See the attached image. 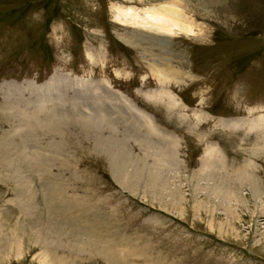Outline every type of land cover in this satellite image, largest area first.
Wrapping results in <instances>:
<instances>
[{
    "label": "rangeland",
    "instance_id": "1",
    "mask_svg": "<svg viewBox=\"0 0 264 264\" xmlns=\"http://www.w3.org/2000/svg\"><path fill=\"white\" fill-rule=\"evenodd\" d=\"M171 2L191 32L116 18ZM170 90L186 107L160 99ZM15 133L37 168L7 145ZM160 150L179 206L143 189ZM209 172L249 202L232 226L194 195ZM256 188L264 198V0H0V264H264Z\"/></svg>",
    "mask_w": 264,
    "mask_h": 264
},
{
    "label": "bare ground",
    "instance_id": "2",
    "mask_svg": "<svg viewBox=\"0 0 264 264\" xmlns=\"http://www.w3.org/2000/svg\"><path fill=\"white\" fill-rule=\"evenodd\" d=\"M116 15H117L116 18L120 22H123L124 24H130V25L135 26V27H142V28H148V29L150 28L152 30H156L158 33L159 32L164 33V34L170 33V35H171L172 33L173 34L175 32L177 33V31L184 32V33L191 32V28H190L191 26L189 27L188 25H186L182 21L181 13H180L179 9L176 8V4L174 2L165 4V5H161L158 8L157 7L156 8H146L145 10H143V14L138 13L136 10H134L131 7L126 8V9L119 8L116 11ZM162 68H165V67H162ZM156 69H157V67H156ZM159 69H157L159 74H157V72L155 71L156 75L159 76V78H158L159 80H160V77H162L163 79H167L168 76H170V75H167L166 73L162 72L161 69L160 70ZM165 71L168 72V70H165ZM173 77H174V75H173ZM83 82H84V84L85 83L87 84L86 81H83ZM83 82H82V84H83ZM159 96H160V99H167L166 101H167V104L169 107H176V106L178 108L184 107V105L173 94L169 95L167 92L161 91V92H159ZM228 120L226 119L222 122L224 123L227 121L229 124H234L236 122V120H234V119L231 120L230 118H228ZM16 140L18 141V144H16V145H19L22 147L20 149V151L18 152V154L20 155V159H21L22 163H24L25 166H28V169L29 168L32 169L33 167L37 168L36 159H35V156L33 154L34 151L30 149L31 147H29L28 140L26 138L25 139L19 138V136L16 133L12 134L7 145L8 146L11 145V147H13V144L15 143ZM25 143L28 145L23 147L22 145H25ZM5 147H7V146H5ZM26 149H28V150H26ZM169 156L170 155L167 154L166 150L165 151L160 150V154H157L156 161L157 162L161 161L162 163L164 162V164L156 166V168L152 172V173H154L155 177L153 179L149 180L148 183L143 184L144 185L143 189L145 190L144 187H146L148 190V194H150L152 197H160L159 203H163L165 205L167 204L169 206H176V205L179 206L180 201H182V196L180 195L181 194L180 186L175 187L173 192L166 191L165 189L168 190L171 187L166 188V187H168L165 184V177L166 176L164 177V175L161 173V170H160V168H162V166H164V167L168 166V164L170 163ZM113 157H112V159H113ZM115 158H117V161L118 160H124V157L122 155H118V154ZM113 163L115 165V170H118L120 176H122V177L126 176V178L130 179V181L134 180V178H135L134 172L135 171L133 173L124 174L123 170H119L120 168L116 165V163L114 161H113ZM31 165H33V166H31ZM33 173L36 174V170H34ZM135 173L138 174L139 172H135ZM213 176L214 175L209 172L208 174L203 175L202 177H198L197 178V184H195L193 186L194 195L203 191L204 194H206L209 198L213 199L215 201V205L219 206L222 209V211L224 212L223 214L227 215V217H228V215L230 216V218L226 217V226H232L231 223L236 219V218L234 219V215L237 212L236 210L239 209V206L237 204L240 203L243 208L247 207V209L250 211L249 202L245 200V197H242L243 195H241V193L239 195L232 196L233 193L230 191V187L227 184V181H228L227 179H225L224 177H221L220 179H218L217 176L215 178ZM201 181H205V184L203 186L199 185V183H201ZM154 182H157V185L160 184V186H161L160 190H159V188H160L159 185H158L159 188L157 186L155 187L153 185ZM210 182H212V184L209 185ZM150 185H152V186H150ZM165 191H166V193H165ZM258 192H259L258 188L253 189L251 191L250 197H251V200H253L255 202V204H254L255 209L256 210L259 209L258 213H260L259 215H262L261 213H262V209L264 208V201H263L264 198H262V196ZM32 196L30 195L29 198ZM168 197H169V201L168 200L165 201V199ZM24 198H27V197L25 196ZM196 209H197V207L195 208V210ZM212 212H215V210ZM212 214L210 216H212ZM220 226H222V224H220ZM258 242H261V241H257V243ZM43 255H44V262H46L47 257L45 256V254H43Z\"/></svg>",
    "mask_w": 264,
    "mask_h": 264
}]
</instances>
